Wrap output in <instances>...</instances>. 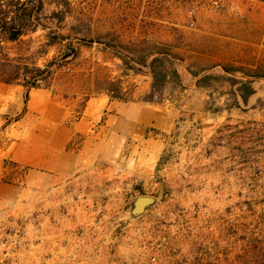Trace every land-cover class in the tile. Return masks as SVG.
Wrapping results in <instances>:
<instances>
[{
  "label": "rangeland",
  "instance_id": "1",
  "mask_svg": "<svg viewBox=\"0 0 264 264\" xmlns=\"http://www.w3.org/2000/svg\"><path fill=\"white\" fill-rule=\"evenodd\" d=\"M42 1L46 28L0 38L3 54L49 64L41 85L75 117L106 96L171 120L115 140L113 177L68 191L64 250L22 219L0 236V264H264V0ZM17 84L0 88V136ZM139 196L154 202L133 216Z\"/></svg>",
  "mask_w": 264,
  "mask_h": 264
},
{
  "label": "crops",
  "instance_id": "2",
  "mask_svg": "<svg viewBox=\"0 0 264 264\" xmlns=\"http://www.w3.org/2000/svg\"><path fill=\"white\" fill-rule=\"evenodd\" d=\"M7 85L0 82V88ZM14 90L19 115L1 132L0 178L21 169L24 175L11 182L0 179V236L28 219L34 231L39 225L49 228L43 242L50 249L59 243L61 251L66 248L68 213L61 204L65 206L68 191L85 186L92 172L112 178L114 168L105 161L116 151L115 140L123 148L133 134L151 126L168 127L171 118L160 107L116 102L106 96L86 100L81 115L75 117L66 98L51 88L27 90L17 84Z\"/></svg>",
  "mask_w": 264,
  "mask_h": 264
},
{
  "label": "trees",
  "instance_id": "3",
  "mask_svg": "<svg viewBox=\"0 0 264 264\" xmlns=\"http://www.w3.org/2000/svg\"><path fill=\"white\" fill-rule=\"evenodd\" d=\"M43 11L42 0H0V38L7 42H13L34 32L38 27L45 29ZM1 48L0 45V82L20 83L27 90L37 87L48 88L47 85L42 86L41 83L50 77L49 64L39 67L28 57L11 58L7 54H3ZM171 72L178 75L176 69H172ZM155 77L156 75L153 74L154 81ZM162 77L166 78V72ZM19 80L21 82H18ZM252 92V89L249 90V94ZM114 98H118V96ZM242 99L245 100L244 97Z\"/></svg>",
  "mask_w": 264,
  "mask_h": 264
},
{
  "label": "water",
  "instance_id": "4",
  "mask_svg": "<svg viewBox=\"0 0 264 264\" xmlns=\"http://www.w3.org/2000/svg\"><path fill=\"white\" fill-rule=\"evenodd\" d=\"M154 202V199L149 196H139L135 198L133 206L131 208V214L137 216L142 213L147 206L151 205Z\"/></svg>",
  "mask_w": 264,
  "mask_h": 264
},
{
  "label": "built area",
  "instance_id": "5",
  "mask_svg": "<svg viewBox=\"0 0 264 264\" xmlns=\"http://www.w3.org/2000/svg\"><path fill=\"white\" fill-rule=\"evenodd\" d=\"M68 69V68H67Z\"/></svg>",
  "mask_w": 264,
  "mask_h": 264
}]
</instances>
